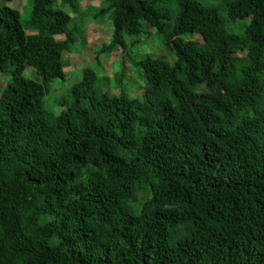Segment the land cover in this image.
<instances>
[{
    "label": "trees",
    "instance_id": "1",
    "mask_svg": "<svg viewBox=\"0 0 264 264\" xmlns=\"http://www.w3.org/2000/svg\"><path fill=\"white\" fill-rule=\"evenodd\" d=\"M108 1L96 59L122 71L85 69L59 112L72 16L33 0L28 35L0 4V264H264V0ZM154 32L169 55L130 59Z\"/></svg>",
    "mask_w": 264,
    "mask_h": 264
},
{
    "label": "rangeland",
    "instance_id": "2",
    "mask_svg": "<svg viewBox=\"0 0 264 264\" xmlns=\"http://www.w3.org/2000/svg\"><path fill=\"white\" fill-rule=\"evenodd\" d=\"M5 2L7 5L19 10L21 14V22L25 29L26 34H37L39 31L31 26L30 20L33 9V0H0V4ZM85 4V3H82ZM87 5L83 8L82 14H75L72 7L65 5L63 0H56L53 5L54 9H63L66 13L72 16L71 28L74 29V34L77 37V43L74 45L70 53H65L64 57L70 62L66 68L68 72V78L66 81L57 80L54 83V88L57 92L51 96L50 102L46 106L50 109H56L57 104L55 103V97L64 96L70 91L71 87L78 83L85 69H93L97 72L100 77H110L117 71H122L120 64L117 60L110 62V55H104L102 63L97 61V51L104 44L111 42L113 38V24L111 21L112 14L108 13L100 15L102 9H105L109 5L108 0H94L92 3H86ZM57 39H60L59 37ZM136 40H139L137 44L133 45ZM129 43V57L130 59L140 60L143 55L154 54L156 56H168L169 53L165 49L161 38L155 34H145L139 38H128ZM99 63L101 65H99ZM129 73L123 83V90H125L131 96H138L142 87H144V81L142 80L137 70L128 65ZM33 69L26 71L27 76L36 79ZM135 75H132V74ZM11 80L10 75H0V91L4 89L8 81ZM107 80V79H106ZM114 82V84L112 83ZM105 83V81H103ZM107 84V83H106ZM108 85V84H107ZM118 85L117 79L111 80L109 87L114 89L113 92L119 94L121 89H116ZM138 93V94H137ZM60 110L56 111L59 112Z\"/></svg>",
    "mask_w": 264,
    "mask_h": 264
}]
</instances>
